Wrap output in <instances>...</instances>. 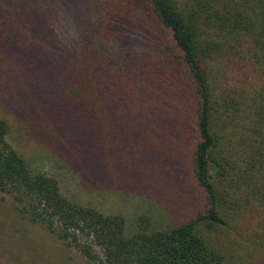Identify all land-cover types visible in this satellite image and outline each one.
Instances as JSON below:
<instances>
[{
	"label": "trees",
	"instance_id": "16d2710c",
	"mask_svg": "<svg viewBox=\"0 0 264 264\" xmlns=\"http://www.w3.org/2000/svg\"><path fill=\"white\" fill-rule=\"evenodd\" d=\"M0 48L1 97L68 166L105 177L118 156L155 166L162 144L187 147L171 172L199 199L172 226L129 227L33 171L0 117V190L31 221L89 264H231L264 246V85L225 78L241 58L264 80V0H0Z\"/></svg>",
	"mask_w": 264,
	"mask_h": 264
},
{
	"label": "rangeland",
	"instance_id": "374dc122",
	"mask_svg": "<svg viewBox=\"0 0 264 264\" xmlns=\"http://www.w3.org/2000/svg\"><path fill=\"white\" fill-rule=\"evenodd\" d=\"M77 11L78 9L74 12L71 9L74 15L67 16L72 17L71 20L77 19ZM70 27L73 31V26ZM4 58L5 55L0 48V61L4 62ZM248 62L238 58L230 66L227 64L225 78L228 85L243 87L249 94L263 86L264 80ZM0 68L3 69L4 66L0 65ZM215 71L218 77L221 72L220 66H216ZM8 89L2 94L6 92L15 94L17 89L15 83H10ZM7 104V98L0 95V117L11 124V143L33 171L55 177L64 196L92 205L104 213L122 215L129 227H132L138 216L145 215L150 219L153 229L166 228L189 218L199 209L192 201L195 195L189 190L191 177L188 170L184 174H179L180 171L171 172L174 170L172 161L177 154L187 152V147L181 148L178 152L176 148L162 144L161 162L155 166L153 160L155 158L136 162L125 161L118 156L116 158L119 161L118 167H116L118 163L113 164L112 161L105 177V172L99 171L94 177L88 178L86 172L82 174V170L75 168L77 169L75 171L73 167L68 166V163L59 156L57 147H52L39 130H32L24 118L18 117L14 111L15 105ZM169 149H173L174 152ZM181 161L182 167H187L185 156ZM151 175L149 180L148 176ZM196 199L199 202V199ZM249 220L252 218L249 217ZM250 243V247L255 249L249 253L247 248L241 251L240 257L229 253L231 264H264V246ZM0 264H89V262L76 246L69 245L44 225L31 221L22 213L13 194L0 190Z\"/></svg>",
	"mask_w": 264,
	"mask_h": 264
}]
</instances>
